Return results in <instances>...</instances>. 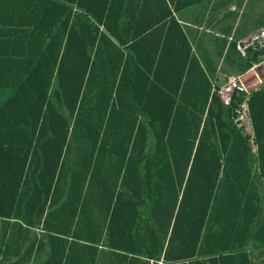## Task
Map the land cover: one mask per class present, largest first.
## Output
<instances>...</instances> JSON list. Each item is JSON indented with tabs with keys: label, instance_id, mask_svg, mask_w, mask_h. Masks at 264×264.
Here are the masks:
<instances>
[{
	"label": "trees",
	"instance_id": "1",
	"mask_svg": "<svg viewBox=\"0 0 264 264\" xmlns=\"http://www.w3.org/2000/svg\"><path fill=\"white\" fill-rule=\"evenodd\" d=\"M162 10L0 0V264H264V86L225 105Z\"/></svg>",
	"mask_w": 264,
	"mask_h": 264
},
{
	"label": "crops",
	"instance_id": "2",
	"mask_svg": "<svg viewBox=\"0 0 264 264\" xmlns=\"http://www.w3.org/2000/svg\"><path fill=\"white\" fill-rule=\"evenodd\" d=\"M137 7L169 10L171 18L179 24L193 55L212 85L220 88L228 77L240 76L244 80L252 76L250 68L244 70L245 61L237 51L236 45L263 28L264 20L252 16L248 21L245 19L244 25L240 28L246 0H137ZM178 7L180 9L175 10ZM149 17L152 18L151 14ZM263 54L264 50L260 49L256 63L262 59ZM261 76L263 85L252 90L264 86V73ZM251 78L252 82L247 85L248 87L256 86L253 76ZM244 118L243 126L240 128L243 132L245 130L244 133L247 135L250 132L252 137L247 106ZM253 147L252 150L255 152Z\"/></svg>",
	"mask_w": 264,
	"mask_h": 264
},
{
	"label": "built area",
	"instance_id": "3",
	"mask_svg": "<svg viewBox=\"0 0 264 264\" xmlns=\"http://www.w3.org/2000/svg\"><path fill=\"white\" fill-rule=\"evenodd\" d=\"M250 48L264 50V27L261 28L256 34L252 35L250 38L239 42L236 45V49L242 57H245L247 50H249ZM261 71H264V54L262 56V59L258 63L253 64L249 69V72L252 73V76L255 80L256 86L248 87L247 84H245V81L240 76L228 77L225 80L224 84L217 91L222 102L227 105L234 93L244 94L247 97L252 89H255V87L257 86L263 85V78L261 76L263 74L261 73ZM245 112L246 106L244 103L241 105V108L238 111V117L236 120L239 127L243 126L245 120Z\"/></svg>",
	"mask_w": 264,
	"mask_h": 264
},
{
	"label": "rangeland",
	"instance_id": "4",
	"mask_svg": "<svg viewBox=\"0 0 264 264\" xmlns=\"http://www.w3.org/2000/svg\"><path fill=\"white\" fill-rule=\"evenodd\" d=\"M252 16H257V18H260V19L264 20V0H246V8H245V11H244L243 19L241 20L240 28H242V25H244L245 19H247V21H248L249 18L252 17ZM237 56H238L239 62H241L239 54ZM261 73L263 74L264 71H261ZM251 77L252 76L250 75L249 78H245L244 79L245 80V84L249 85L250 82H252V78ZM8 93H9L8 90L0 89V104L6 98ZM244 132H245V130H244ZM248 136H251L250 132L248 133ZM250 143H252L251 139H250ZM253 149H254V147H253Z\"/></svg>",
	"mask_w": 264,
	"mask_h": 264
}]
</instances>
